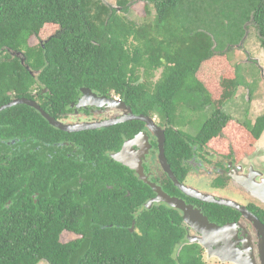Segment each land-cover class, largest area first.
I'll list each match as a JSON object with an SVG mask.
<instances>
[{"label":"trees","instance_id":"1","mask_svg":"<svg viewBox=\"0 0 264 264\" xmlns=\"http://www.w3.org/2000/svg\"><path fill=\"white\" fill-rule=\"evenodd\" d=\"M138 1L145 12L139 23L126 17ZM246 21L264 49V0H0V105L31 98L36 84L55 100L68 86L86 85L120 95L136 113L157 112L173 122V101L186 91L199 107L218 105L194 137L210 139L231 119L221 106L240 84L239 66L218 74L219 95L208 89L211 73L205 78L199 70L219 69L222 49L241 42ZM51 26L58 32L43 38ZM45 126L25 105L0 113V264H206L203 248L188 242L176 213L136 212L139 193L130 180L110 196L85 188L86 194L76 190L72 199L56 202L53 191L68 183L35 185L36 172L30 185L27 152L20 149L32 130ZM94 178L87 181L101 183Z\"/></svg>","mask_w":264,"mask_h":264},{"label":"flooded vegetation","instance_id":"2","mask_svg":"<svg viewBox=\"0 0 264 264\" xmlns=\"http://www.w3.org/2000/svg\"><path fill=\"white\" fill-rule=\"evenodd\" d=\"M30 94L32 97L28 99L34 101L42 112L64 128L50 124L32 106H12L29 107L43 117L48 125L32 130L29 138L22 142L24 149L20 150L27 152L24 159L29 162L30 185L36 172L38 175L35 185L38 182L41 186L50 185L53 179L69 184L62 191H53L54 196L50 200L56 202L62 200L63 196L72 199L76 190H82L86 194L85 188L110 196L130 180L139 193L133 201L138 203L136 212L156 208L176 213L188 240L189 234L197 233L191 226L188 228L183 225V213L168 204L165 197L168 195L181 199L198 209L210 224L221 229L218 234L210 235L212 252L235 258L244 264H263L264 105L259 114L248 115L249 123L243 116L239 120L231 118L217 136L196 142L194 137L198 135L200 128L197 132L188 134V127L177 128L175 118L172 122L157 112L136 113L127 100L109 91H97L86 85L68 86L61 93L63 98L55 100L50 99L48 87L36 84ZM209 105L211 104L204 105L205 113L209 114L204 122L213 115L215 107H218L217 104ZM223 105L221 108L227 113ZM132 114L149 118L150 125L147 121L129 119ZM230 123L240 126L242 140L233 131L232 135L235 137L225 146L219 140L226 139ZM259 126L261 130L256 137L254 132H257ZM212 128L213 124L202 136H207ZM10 143H14V140ZM91 176L95 177V181L97 177L102 178V184L88 182L87 178ZM179 184L191 191L196 188L211 200L238 204L259 220V225L250 216L243 215L233 207L202 201L186 194ZM44 193L43 197L50 190ZM125 195H129L128 190ZM204 251L207 252L206 248H203Z\"/></svg>","mask_w":264,"mask_h":264},{"label":"rangeland","instance_id":"3","mask_svg":"<svg viewBox=\"0 0 264 264\" xmlns=\"http://www.w3.org/2000/svg\"><path fill=\"white\" fill-rule=\"evenodd\" d=\"M106 4L115 5L116 0H102ZM144 10L142 2H135L131 9L127 12L126 17L130 19L136 20L137 23L142 22L144 19ZM246 21L244 23V27L248 32L245 42L240 45V41L237 44L229 43L226 44L224 49L225 56L221 55L224 63H219L217 69L216 67L211 66H202L200 68V73L205 78H209V74L211 73V78L209 83L207 84L208 89L212 92H216L219 95L221 92L220 78H218V74L221 72H226L232 70L231 67L238 64L239 69V80L240 84L235 90L234 97L223 105L224 110L231 116L232 119L239 120L240 117H245L247 122L249 123L248 115L255 116V114H259L260 110L264 105V49L259 45L258 32L255 27L251 24L252 22ZM247 23V26H246ZM48 31V32H47ZM46 31V35L43 38H46L48 35L55 34L58 32V26H51ZM245 35V33H244ZM244 37V36H243ZM39 41L43 39L38 38ZM228 43V42H226ZM228 46H230L228 48ZM221 50V49H220ZM226 63V65H225ZM214 71H218L214 73ZM161 73V69L155 71L153 82L159 79ZM220 89V90H219ZM186 92V91H185ZM178 92L174 99L175 103V124L179 129H185L188 127V134H193L197 132L200 128L201 124L204 120L209 116L204 111L205 106H200L197 104L198 98L188 97L187 92ZM209 106H213L212 104ZM188 125V126H187ZM230 129L228 126V130L226 132V139L219 140V142L225 146L229 144V141L235 137L232 135V132H237L240 140L241 138V130L240 126L236 123H230ZM230 136L231 138H228ZM199 185L200 183L197 182ZM194 191L201 193L196 190V188H192ZM202 194V193H201ZM184 226L187 224L183 223ZM190 228L189 226H187ZM67 239L70 236L66 237ZM211 245L210 240H206ZM203 260L206 264H234L229 262H222L219 258L208 256L207 253L203 252ZM37 264H48L47 261L41 260Z\"/></svg>","mask_w":264,"mask_h":264},{"label":"water","instance_id":"4","mask_svg":"<svg viewBox=\"0 0 264 264\" xmlns=\"http://www.w3.org/2000/svg\"><path fill=\"white\" fill-rule=\"evenodd\" d=\"M248 32L246 30L244 37L242 38L240 45H242L243 40L246 38ZM11 55H18L23 57V54L19 51H14V50H9ZM18 104H26L29 106H32L36 109H38L40 111V113L42 114V116H44L46 119L49 120L50 124L64 129L60 124L56 123L53 121V119H51L47 114H45L44 112H42V110L39 108V106L32 100L28 99V98H14L11 102L4 104L2 106H0V111L8 109L9 107H12L14 105H18ZM129 119H136V120H141V121H147V123L150 125L149 122V118L143 116V115H130ZM151 128L153 129V127L151 126ZM162 142H163V135H162ZM173 179L175 180V178L173 177ZM176 182V180H175ZM178 184V182H176ZM179 187L188 195L193 196L198 198L199 200L202 201H211V202H216L218 204H224L230 207H233L239 211H241L243 213V215L245 216H250V218L252 220H254V222L259 225V220H257L256 218L252 217L250 214H248V212L240 207L238 204H230L227 201H219V200H211L209 198H206L203 194L198 193L196 191H191V190H187L183 185L179 184ZM165 200L168 204H170L171 206H174L176 208H178L182 213V217H183V223L187 224V226H191L195 233H197V235H188V242H194L199 244L201 247L206 248V253L208 256L212 257H216L219 258L222 262H229V263H234V264H244L242 262H239L238 260H236L235 258H229L227 256L221 255L220 253H216V252H212L209 242L207 243L206 240L210 239V235H214V234H218V231H221L220 228H218L216 225L214 224H210L209 221L206 219V217H204L200 211L196 208H194L191 205L186 204L183 200L178 199V198H173L170 197L168 195H166ZM198 226V227H197ZM212 244V243H211ZM213 245H216V243H213ZM219 252V251H218ZM262 262L264 264V247L262 250Z\"/></svg>","mask_w":264,"mask_h":264},{"label":"clouds","instance_id":"5","mask_svg":"<svg viewBox=\"0 0 264 264\" xmlns=\"http://www.w3.org/2000/svg\"><path fill=\"white\" fill-rule=\"evenodd\" d=\"M233 97H234V96H233ZM233 97H232V98H233Z\"/></svg>","mask_w":264,"mask_h":264}]
</instances>
